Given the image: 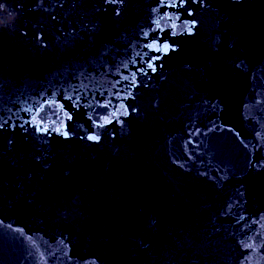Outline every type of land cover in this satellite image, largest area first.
Returning a JSON list of instances; mask_svg holds the SVG:
<instances>
[{
  "label": "water",
  "instance_id": "95a60500",
  "mask_svg": "<svg viewBox=\"0 0 264 264\" xmlns=\"http://www.w3.org/2000/svg\"><path fill=\"white\" fill-rule=\"evenodd\" d=\"M0 264H264V0H0Z\"/></svg>",
  "mask_w": 264,
  "mask_h": 264
},
{
  "label": "snow or ice",
  "instance_id": "6c2138e0",
  "mask_svg": "<svg viewBox=\"0 0 264 264\" xmlns=\"http://www.w3.org/2000/svg\"><path fill=\"white\" fill-rule=\"evenodd\" d=\"M93 139H95V137H92Z\"/></svg>",
  "mask_w": 264,
  "mask_h": 264
}]
</instances>
